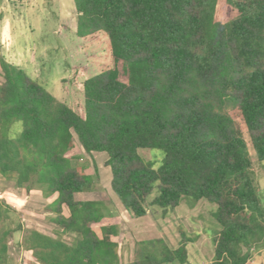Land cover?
<instances>
[{
	"label": "trees",
	"instance_id": "1",
	"mask_svg": "<svg viewBox=\"0 0 264 264\" xmlns=\"http://www.w3.org/2000/svg\"><path fill=\"white\" fill-rule=\"evenodd\" d=\"M76 35L92 41L104 33L110 62L84 80L73 109L0 55V176L17 187L57 197L46 208L61 228L56 237L26 230L28 264H121L114 226L99 236L92 224L106 208L76 199L98 185L71 165L74 135L85 152H105L110 187L134 217L146 215L147 199L163 213L185 201L216 205L219 232L207 264H249L264 249V206L252 173L249 143L264 162V0H72ZM159 149L157 169L139 149ZM66 208L68 216L62 209ZM13 208L0 198V264ZM180 242H137L129 264H186L195 237L178 230ZM63 234L74 235L71 242ZM264 264V263H262Z\"/></svg>",
	"mask_w": 264,
	"mask_h": 264
},
{
	"label": "crops",
	"instance_id": "2",
	"mask_svg": "<svg viewBox=\"0 0 264 264\" xmlns=\"http://www.w3.org/2000/svg\"><path fill=\"white\" fill-rule=\"evenodd\" d=\"M19 3L25 7L23 14L17 10L19 7L11 9L9 14L6 3H0V55L7 62L22 68L30 78L41 84L59 101L69 105L73 103V97H78L77 95H80L82 99V92L80 91L74 96L73 90L65 80L70 76L72 77L76 67L85 70V76L80 77L79 80L89 77L90 67L87 60H89L91 52L95 61H99L98 57H101L102 54L95 48L100 45L98 40H101L102 36L99 35L96 39L89 41L76 35V11L72 0H25V2L23 0ZM0 78L2 82L1 72ZM66 156L71 165L79 168L85 174L94 175L95 170H97L99 179L102 169L107 167L105 165L108 158L107 154L97 151L85 152L75 135L73 147ZM96 156L100 157L99 163H97ZM110 179L111 175L108 180L109 186ZM11 180L18 191L17 195L15 194L17 196L15 199L21 200L25 208L26 199H29L28 202H40V206L47 207L57 197L56 194L45 197L40 189L27 190L25 187H17L15 181ZM100 183L101 179L93 189L78 192L75 196L80 201L93 200L104 203L106 207L104 216L99 222L93 223L92 228L99 236H102L103 227H115L116 233L111 238L117 242V252L121 264H129L136 259L138 256L137 242L141 240L162 238L170 248H176L181 238L178 230H182L186 236H189V228L193 220L197 223L202 220L208 222L206 226L201 225L200 230L202 231L208 230L209 224L215 225L212 238L220 230L219 224L214 222L215 220L211 215L213 209L210 210L209 217L202 216V213L196 210L198 206L205 204L203 199L199 200L192 208L188 207L186 202H180L175 208L168 209L163 213L159 207L149 203L154 197L150 196L147 199L146 215L134 217L122 206L119 200H115L112 192L107 198L102 197L101 191L98 190L107 189V187L103 185L100 187ZM97 192L100 196H97ZM46 213L49 215L48 219L55 217V213L51 211ZM62 213L64 216L69 215L68 210L64 207ZM198 217L201 219H197ZM55 226L57 233L60 232L61 228L56 224ZM194 227L199 229L197 224ZM34 229L53 237L57 235V233L56 235L49 234L39 228ZM201 234L203 236L201 242L203 243L208 238L205 233L202 232ZM186 249L188 259L186 264H202L207 261H203L202 257H199L200 249L197 237L195 241L186 244ZM213 254L209 261L212 260ZM200 260H202L201 263H199Z\"/></svg>",
	"mask_w": 264,
	"mask_h": 264
},
{
	"label": "rangeland",
	"instance_id": "3",
	"mask_svg": "<svg viewBox=\"0 0 264 264\" xmlns=\"http://www.w3.org/2000/svg\"><path fill=\"white\" fill-rule=\"evenodd\" d=\"M23 0H0V3L3 4L6 3V7H8L9 9L7 10V12L10 14L11 9H13L14 7L18 8L17 10L20 11V14H23L24 10V6L21 5V2ZM25 2V0H24ZM20 4V5H18ZM23 6V7H22ZM5 7V8H6ZM230 8L228 6H226V3L224 0H220L219 3L217 4V12L216 15L217 17H219V19L221 18H226V16L229 14ZM72 15H74L72 13ZM101 40L99 41L98 47H96L95 49H98V51L101 52L102 56L98 57L99 61H95L93 54L90 52V58L88 61V65L90 67V71L88 73V76H91L95 73H97L99 71V65H103V64H108L110 62L109 59V52H108V41H107V37L106 35H104V33L100 34ZM82 62V60H81ZM85 62V61H83ZM97 62V63H95ZM99 62V63H98ZM79 67H76V69H78ZM69 87L71 88V90H73L74 92V96L80 92V90L78 89V87L72 84V77L70 76L67 80ZM0 82H1V78H0ZM71 82V83H70ZM78 97H73V103L69 104L70 107H72L73 109H77L78 105L80 103H82V99L80 98V95H77ZM243 135L245 137V139L247 140V142L249 143V147H250V152H251V159H252V173L254 176V181H255V185L258 189V193L261 199V202L264 206V162H260L258 161L251 145H250V141H249V137L247 135L246 130L243 128ZM103 154H106L105 152H103ZM139 154L145 159V160H152L153 161V168L157 169L158 166L160 165V162L164 156L163 152L159 149H148V148H143V149H139ZM99 156V155H97ZM96 156L97 158V163H99V158ZM101 168H103V165H101ZM111 173H110V169L108 168V166L105 169H102L101 172V183H100V187L101 185L107 187L104 189H100L98 191H101V196L104 198H107V196L112 192L114 198H116L115 200H118V198L116 197V195L113 193V191H110L111 188L109 186V177H110ZM99 179V182H100ZM98 182V184H99ZM95 186H97V184H95ZM18 191L17 189L14 187L13 185V181L10 178L7 179H2L0 177V198L4 199L12 208H13V212L11 213V220L8 221L7 225L10 227H16L18 223L21 224L22 229L21 230H16L13 231L11 234L8 235L7 237V251L6 254L4 255V264H28L29 261H31L32 256H31V252L29 250H27L24 245H23V239L24 236L26 235V230L29 229H34V228H39L41 230H44L45 232H48L49 234H54L56 235L57 230H56V226L55 224H53L54 222H52V219H48L49 215H47L46 212H50L46 206L42 207L40 206V202H28L29 199H26L27 203H26V208L23 207V202L21 200H16L15 197H17ZM16 194V195H15ZM100 194L97 192V196H100ZM157 194V189H156V184L154 185L153 191L151 196H155ZM24 196V195H23ZM204 200V199H203ZM181 202H185V201H181ZM205 204L203 206H198V208L196 209L198 212L200 211L202 213V216H206L209 217L210 215V210L213 209L215 210L216 205L207 202L206 200H204ZM104 205V203H103ZM197 219H201V218H197ZM216 222V221H214ZM195 224L199 225V229H196ZM204 224V226H206L208 224V222L206 220H202L200 222H195L194 220L192 221V225H190L191 227L189 228V237H197L198 242H199V249H200V255L199 257H202L203 261L207 260L206 262L202 263V264H207L209 263V258L211 257V255L214 253L213 251V241H212V231H213V227L215 225H211L209 224L210 228L207 230L205 229L204 231L200 230L201 225ZM216 224V223H214ZM194 227V229H193ZM205 233V236L208 239H205L203 241V243L201 242L202 240V232ZM62 238L67 241V242H71L72 239L74 238V235L71 234H63ZM201 243V244H200ZM201 259V258H199ZM202 260L199 261V263H201ZM195 263V262H194ZM264 263V249L261 250H254V254L252 256V258L249 261V264H262Z\"/></svg>",
	"mask_w": 264,
	"mask_h": 264
}]
</instances>
